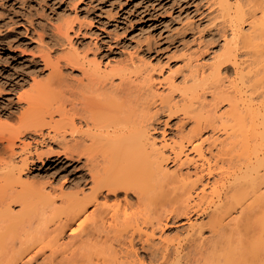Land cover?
<instances>
[{
    "label": "bare ground",
    "instance_id": "bare-ground-1",
    "mask_svg": "<svg viewBox=\"0 0 264 264\" xmlns=\"http://www.w3.org/2000/svg\"><path fill=\"white\" fill-rule=\"evenodd\" d=\"M211 4L218 49L203 63L206 68L192 69L183 84L163 77L166 89L160 94L145 88L152 69L132 60L101 65L72 41V24L56 27L54 33L66 43L63 54H42L47 80L17 96L19 126L8 132L5 146L11 153L0 162V264H30L39 255V264H147L134 239L149 241L154 235L142 229L139 218L152 228L161 226L163 219L149 221L143 212L156 204L168 206L172 223L191 211L206 218L189 215L182 230L158 235L161 246L147 256L148 264H264V0ZM159 111L167 118L180 115L175 133L160 141L153 135ZM45 126L52 131L45 134ZM208 128L223 133L207 156L208 138L201 134ZM27 131L57 140L55 156L83 157L89 180L83 176L59 194L29 185L13 188L24 183L30 158L25 153L17 161L11 146ZM229 145L239 149L235 153L232 146V152ZM41 153L35 154L40 162ZM168 161L174 170L164 165ZM205 175L212 177L206 180L210 190ZM129 193L135 202H129ZM122 200L136 208L112 218L113 212L109 221V209H123ZM13 204H19L18 212ZM89 206L94 207L87 212Z\"/></svg>",
    "mask_w": 264,
    "mask_h": 264
},
{
    "label": "rangeland",
    "instance_id": "rangeland-1",
    "mask_svg": "<svg viewBox=\"0 0 264 264\" xmlns=\"http://www.w3.org/2000/svg\"><path fill=\"white\" fill-rule=\"evenodd\" d=\"M211 3L212 0H0V126L10 127V129L6 128L7 132L4 130L5 126L0 128L5 131L4 137L0 138V157L3 156L0 162L5 159L4 156L8 160L11 153V149L5 146L8 132L19 126L17 114L20 113L19 103L22 100H18L17 96L21 92L30 91L34 82L41 83L47 80L49 67L44 66L42 54L48 53L52 58L63 54L62 49L65 48L66 43L62 38L59 39L57 33H54L57 26H63L66 23L72 24L74 29L79 26L80 30L77 28L76 32L73 29L71 32L74 34L70 32L72 41L79 49L82 48L87 52L88 56L93 58L95 55L101 65L132 60L136 64L152 69L153 80L150 85H145V88L150 87L148 89L151 93H164L163 89H166V86L162 82L163 77L171 75L177 83L183 84V77L190 76L191 70L195 67L199 70L205 69L206 66H203V63H208L213 50L218 49L217 45L221 38L215 32L218 20L212 19L214 6ZM63 71L70 73L71 70L63 68ZM74 73H76L75 70ZM21 103L23 108L24 102ZM155 105H152V111H155ZM179 117L180 115L177 114L167 118L165 112H158L153 132L158 141L162 140L163 136L169 138L175 133L178 129ZM185 125L189 128L191 123L186 122ZM47 129L52 131L46 126L42 131L46 134ZM222 133L218 128L213 130L208 128L202 132V138H208L203 144L207 156L210 155L209 148L212 147L214 152L218 148ZM260 135L262 137L256 135L255 142L259 143L260 139L262 141L263 135ZM257 136L260 138L257 139ZM19 138H15L11 146L14 152L13 157L15 156L19 161V157L22 159L26 153L25 155L30 159H28V169L26 168L22 173L24 183L19 184L16 180H12L17 182L12 184L13 188L18 190L22 186L29 185L36 189L44 187L46 188L44 191L56 189L55 194H59L61 187L68 191L72 182L83 176H86L84 182L89 180L83 157L66 159L53 154L60 148L57 140H52L35 131H27ZM236 146H233V151L239 149V145ZM38 152H43L41 153L43 154L42 162L35 155ZM28 153L31 154L28 155ZM228 153L226 152L225 156L228 157L230 155H227ZM31 158H33L32 161ZM164 165H167V169L171 171L176 166L172 161ZM0 168L3 170V166ZM193 170L192 165L189 171ZM1 172L3 171L0 170V179ZM207 177L205 175L203 181L206 182V190H210L212 182L206 180H211L212 177ZM201 182L193 193L194 200L197 199L195 194L199 193L203 187L204 182ZM133 194L129 193L127 196L131 203L136 200V195ZM123 197L124 194L121 193L119 198L123 199ZM101 200H104L103 196H100ZM114 200V197H111L109 203ZM123 206L122 200L121 207ZM12 207L15 212L20 210L19 204H13ZM93 207L89 206L87 212H90ZM116 207V205L111 207V211L109 209V221L114 216L121 215L124 209L130 213L136 208L133 206L131 209L128 205L123 209H118L119 207L116 209ZM148 207L150 205L146 207V210L144 208L143 212L146 213L149 221L150 219L156 221L157 217L163 220H161V226H158L161 227L159 229L156 225L152 228L149 222L142 223L143 219L141 221L139 218L142 229L149 233L154 232V237H150L149 241L134 239L138 257L144 258L147 264L149 263L147 256L157 246L158 248L161 246L159 242L161 236L173 235L177 227L180 228L177 231L182 230L181 227L188 221L189 215L191 220L206 218L205 213L198 215L191 211L188 216H180L176 222L172 223L167 219L168 206L156 204V206ZM119 210H122L121 213ZM113 212L115 215L112 214ZM111 214L112 218H110ZM75 225L77 224L73 226ZM69 231L67 230L66 234ZM41 256H37L30 264H39ZM20 264L24 263L20 262Z\"/></svg>",
    "mask_w": 264,
    "mask_h": 264
}]
</instances>
